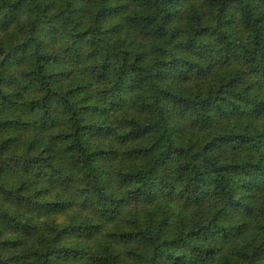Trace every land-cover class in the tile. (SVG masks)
<instances>
[{
	"label": "trees",
	"instance_id": "1",
	"mask_svg": "<svg viewBox=\"0 0 264 264\" xmlns=\"http://www.w3.org/2000/svg\"><path fill=\"white\" fill-rule=\"evenodd\" d=\"M0 264H264V0H0Z\"/></svg>",
	"mask_w": 264,
	"mask_h": 264
}]
</instances>
